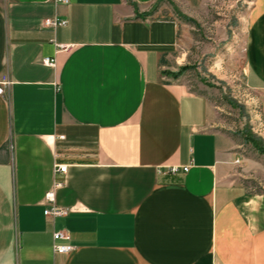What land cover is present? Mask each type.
<instances>
[{"label": "crops", "instance_id": "1", "mask_svg": "<svg viewBox=\"0 0 264 264\" xmlns=\"http://www.w3.org/2000/svg\"><path fill=\"white\" fill-rule=\"evenodd\" d=\"M157 1L0 0V264H264V191L233 178L209 96L164 73L187 54ZM247 1L264 95V0Z\"/></svg>", "mask_w": 264, "mask_h": 264}, {"label": "rangeland", "instance_id": "2", "mask_svg": "<svg viewBox=\"0 0 264 264\" xmlns=\"http://www.w3.org/2000/svg\"><path fill=\"white\" fill-rule=\"evenodd\" d=\"M247 0H158L160 15L172 14L182 23L178 56L186 64L164 73L186 81L207 94L215 112L214 125L230 134L235 147L234 179L255 192L264 191V95L245 82ZM186 33V35H184ZM181 62V61H180Z\"/></svg>", "mask_w": 264, "mask_h": 264}, {"label": "built area", "instance_id": "3", "mask_svg": "<svg viewBox=\"0 0 264 264\" xmlns=\"http://www.w3.org/2000/svg\"><path fill=\"white\" fill-rule=\"evenodd\" d=\"M249 4V2H248ZM66 23V20H58L57 18H46L44 20V24L45 25H48V26H56L57 24H65ZM44 61L46 63H49V64H53V60L49 59V58H45ZM3 91V88L2 86H0V92ZM67 169V165L66 164H59V165H56V170H60L62 172H65ZM180 169H182L183 171H187L189 169V165L187 166H172L169 168V172L174 174V173H177ZM54 198H55V192L53 190L51 191H48L45 195V199L46 201L52 203V206L50 207H47L45 210H44V213L46 215H52V216H58V215H64L66 213V210L64 208H61L57 205L54 204ZM69 236H68V233L65 232V231H56L54 232V240H55V243H54V250L56 252H68L72 249V245L69 244V243H58L57 240H66L68 239Z\"/></svg>", "mask_w": 264, "mask_h": 264}]
</instances>
